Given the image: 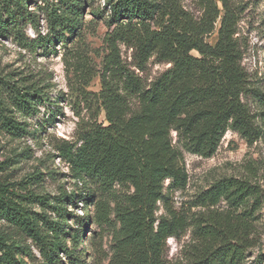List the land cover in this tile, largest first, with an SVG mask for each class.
Wrapping results in <instances>:
<instances>
[{"label": "trees", "instance_id": "trees-1", "mask_svg": "<svg viewBox=\"0 0 264 264\" xmlns=\"http://www.w3.org/2000/svg\"><path fill=\"white\" fill-rule=\"evenodd\" d=\"M199 1L195 17L181 0H104L102 8L95 0H0V38L34 56L79 40L85 10L89 22L107 28L96 96L103 121L81 122L74 140L55 146L83 193L34 192L41 172L1 181L0 222L11 232L0 229V264H103L89 260L87 250L101 249L105 235L111 244L105 264H168L167 239L188 228L196 244L180 264H242L251 245V215L261 203L256 186L222 177L195 197L192 206L207 210L195 216L171 203L173 192L188 183L183 152L211 157L227 130L247 143L261 135L247 100L263 102L264 93L241 65L237 16L229 0H218L220 8L216 0ZM121 47L130 50L129 63ZM151 58L169 66L146 82ZM52 101L36 80L0 70L1 132L37 138L40 129L26 119ZM50 105L47 123L60 113ZM78 201L82 215L72 210ZM221 202L229 208L218 210Z\"/></svg>", "mask_w": 264, "mask_h": 264}, {"label": "rangeland", "instance_id": "rangeland-1", "mask_svg": "<svg viewBox=\"0 0 264 264\" xmlns=\"http://www.w3.org/2000/svg\"><path fill=\"white\" fill-rule=\"evenodd\" d=\"M102 8L104 0H95ZM183 6L195 17L201 14L199 0H181ZM218 8L220 2L216 0ZM231 8L237 16V41L242 49L241 65L246 70L250 84L264 93V0H229ZM96 5V7L98 6ZM33 8L35 5H32ZM40 16L41 31L45 32V22ZM87 24L79 40L74 39L68 48L59 44L55 51L47 55L34 56L18 47L8 39L0 38V70L3 74H18L32 78L41 85V90L53 100L50 104L57 105L56 118L53 123H47L50 104L39 107L35 117L26 119L30 128H39L37 138L13 139L7 133L0 131V162L7 161L5 169L0 172V182L19 181L24 176L41 172L34 192H45L50 195L59 191L83 193L82 185L72 178L69 168L61 159L55 146L63 140H74L81 122L97 117L103 121V113L96 96L100 90L99 69L107 50L103 42L107 28L100 20L89 22L91 15L85 10ZM27 34L35 36L32 29L27 28ZM216 32L207 38L213 44ZM121 56L130 62V50L121 47ZM169 65L157 62L151 58L144 74L149 82ZM255 121L261 130V135L252 143H247L232 130H227L213 156L203 158L183 152L188 174V183L183 190L171 195L173 208L177 212L197 215L206 212L203 207L192 206L195 197L208 188L214 181L222 177H237L248 180L256 186L261 194V203L251 215L252 232L250 247L245 250L242 264H264V101L247 100ZM97 115V116H96ZM42 127H41V126ZM174 135V134H173ZM84 204L78 201L74 212L84 213ZM89 210L91 206L88 205ZM229 208L221 202L218 210ZM70 210V208H68ZM163 209L157 212L160 214ZM220 212V211H219ZM242 212V209L237 211ZM0 229L9 233L5 224L0 222ZM93 226L86 229L87 235H92ZM167 244L168 264L183 263L188 257L192 244V230L178 238L170 237ZM110 237L104 236L97 248L87 250L88 259L93 262L103 261L104 256L110 255ZM63 258V257H62Z\"/></svg>", "mask_w": 264, "mask_h": 264}]
</instances>
